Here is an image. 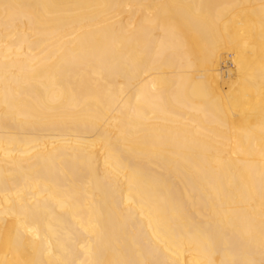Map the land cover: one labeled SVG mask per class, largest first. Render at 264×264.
Returning a JSON list of instances; mask_svg holds the SVG:
<instances>
[{
  "label": "bare ground",
  "instance_id": "1",
  "mask_svg": "<svg viewBox=\"0 0 264 264\" xmlns=\"http://www.w3.org/2000/svg\"><path fill=\"white\" fill-rule=\"evenodd\" d=\"M0 264H264V0H0Z\"/></svg>",
  "mask_w": 264,
  "mask_h": 264
}]
</instances>
